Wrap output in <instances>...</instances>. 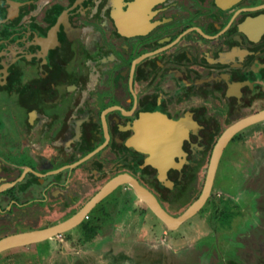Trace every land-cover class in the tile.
<instances>
[{"label": "flooded vegetation", "instance_id": "af4514ba", "mask_svg": "<svg viewBox=\"0 0 264 264\" xmlns=\"http://www.w3.org/2000/svg\"><path fill=\"white\" fill-rule=\"evenodd\" d=\"M262 111L264 0H0V240L67 222L119 176L179 217L169 203L189 172ZM144 145L163 150L164 182ZM134 197L119 186L61 242L77 227L96 237L94 212L113 203L120 216L151 211ZM55 237L1 264L44 259Z\"/></svg>", "mask_w": 264, "mask_h": 264}, {"label": "rangeland", "instance_id": "374dc122", "mask_svg": "<svg viewBox=\"0 0 264 264\" xmlns=\"http://www.w3.org/2000/svg\"><path fill=\"white\" fill-rule=\"evenodd\" d=\"M241 132V141L229 143L224 151L206 205L179 228L167 227L151 209L120 216L113 203L107 213L94 212L99 213L96 237L77 227L64 243L56 236L53 241L58 243L46 258L30 262L17 253L4 264H264V120ZM212 151L213 147L207 157ZM210 163L208 158L198 163L189 172L194 177L180 184L181 195L169 203L176 216L185 213L202 191ZM88 177L86 173L80 178L86 186ZM88 187L85 194L90 198L97 187ZM8 253L0 254V264Z\"/></svg>", "mask_w": 264, "mask_h": 264}, {"label": "water", "instance_id": "95a60500", "mask_svg": "<svg viewBox=\"0 0 264 264\" xmlns=\"http://www.w3.org/2000/svg\"><path fill=\"white\" fill-rule=\"evenodd\" d=\"M262 120H264V111L256 115L250 116L244 119L243 121H241V122L245 121L243 126H238L241 123V122H238L235 125L231 126L229 129H227L223 133V135L219 139L214 149L213 157L210 163L208 175L206 178V182H205L201 197L195 203H193L185 211V213H183L179 217H173L165 209H163L162 206L159 204L158 200L155 198V196L149 190L144 188L138 182L137 179H135L132 176H123L125 178H123L122 180H119V177H121L119 176L117 177L118 179L115 178L112 181H110L91 201H89L86 204V206L82 209V211L78 215L71 218L67 222H64L60 225H57V226H54L52 228H48L45 230L17 234V235L9 236V237H6L0 240V253L7 251L9 249L23 247V246H27L30 244L42 242L44 240L60 235L64 233L65 231L72 229L80 222V220H82L94 208V206L98 202H100L105 196L113 192L119 186L124 185V184L131 185L136 195L139 197V199H141L167 225V227H169L170 229L179 228L186 220L195 216L206 204L208 198L211 195L212 189H213L216 173H217L221 158L223 156V153L226 147L230 143V141L235 137V135H237L239 132H241V130H243L247 126L257 123ZM173 126L180 128L181 124H177ZM141 136L143 135L139 134L140 139H143ZM220 143L222 144L220 145ZM136 149H139L141 151L148 152L151 154L152 158H150V160H147L145 165H152L153 167H155L159 172V176H158L159 179L164 182L166 180L165 177H167V172L171 168V166L166 165L165 170L161 169L163 165V160H162L163 150L162 149L159 150V148L155 145L153 146L144 145V147L139 146V147H136ZM216 152H218L217 156H216ZM166 164H168V162Z\"/></svg>", "mask_w": 264, "mask_h": 264}, {"label": "clouds", "instance_id": "9594fccd", "mask_svg": "<svg viewBox=\"0 0 264 264\" xmlns=\"http://www.w3.org/2000/svg\"><path fill=\"white\" fill-rule=\"evenodd\" d=\"M53 150L52 149H47L43 155H45L46 157L50 156L52 154Z\"/></svg>", "mask_w": 264, "mask_h": 264}, {"label": "bare ground", "instance_id": "6f19581e", "mask_svg": "<svg viewBox=\"0 0 264 264\" xmlns=\"http://www.w3.org/2000/svg\"><path fill=\"white\" fill-rule=\"evenodd\" d=\"M245 122V121H244ZM244 122H241L238 126H243V124H244ZM237 126V127H238ZM167 133V132H166ZM222 143H220V145H221ZM218 155V152H216V156ZM123 178H119V180H122Z\"/></svg>", "mask_w": 264, "mask_h": 264}, {"label": "trees", "instance_id": "16d2710c", "mask_svg": "<svg viewBox=\"0 0 264 264\" xmlns=\"http://www.w3.org/2000/svg\"><path fill=\"white\" fill-rule=\"evenodd\" d=\"M234 140H238V137H235V139ZM145 204V203H144ZM146 205V204H145ZM88 231V230H87ZM95 235V230H94V232H92L89 236H94Z\"/></svg>", "mask_w": 264, "mask_h": 264}]
</instances>
